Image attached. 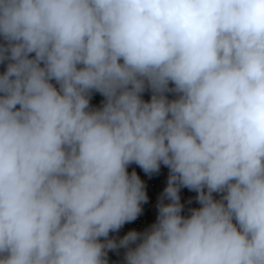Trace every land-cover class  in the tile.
Returning <instances> with one entry per match:
<instances>
[{
	"label": "clouds",
	"instance_id": "9594fccd",
	"mask_svg": "<svg viewBox=\"0 0 264 264\" xmlns=\"http://www.w3.org/2000/svg\"><path fill=\"white\" fill-rule=\"evenodd\" d=\"M0 65V264H264V0H0Z\"/></svg>",
	"mask_w": 264,
	"mask_h": 264
},
{
	"label": "built area",
	"instance_id": "2783aa9c",
	"mask_svg": "<svg viewBox=\"0 0 264 264\" xmlns=\"http://www.w3.org/2000/svg\"><path fill=\"white\" fill-rule=\"evenodd\" d=\"M5 70L4 65H0V72ZM150 92H145L143 98L145 100L150 99ZM103 101V97L99 93L93 94L90 104L93 107H100ZM136 171L138 176L145 184V189L148 195V201L142 205V212L137 217L136 220L128 222L122 226V228L115 233H110L111 238H116L117 240L126 235L129 231L144 232L151 227L156 221L158 215L157 203L160 195L162 194L164 188L167 186V180L169 175V170L165 166H161L158 173L151 176L145 174L143 170L132 164L129 166L128 171ZM181 203L184 205L183 214L187 215L191 208L199 207L196 200L197 193L195 191H190L187 188L181 189L180 192ZM216 198H219L218 196ZM167 202V201H165ZM125 249L110 250L108 252V264H124Z\"/></svg>",
	"mask_w": 264,
	"mask_h": 264
}]
</instances>
